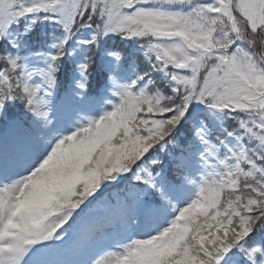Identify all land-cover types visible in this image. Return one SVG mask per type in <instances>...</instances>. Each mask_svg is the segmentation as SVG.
<instances>
[{
    "label": "snow or ice",
    "instance_id": "obj_1",
    "mask_svg": "<svg viewBox=\"0 0 264 264\" xmlns=\"http://www.w3.org/2000/svg\"><path fill=\"white\" fill-rule=\"evenodd\" d=\"M0 264H264V0H0Z\"/></svg>",
    "mask_w": 264,
    "mask_h": 264
}]
</instances>
